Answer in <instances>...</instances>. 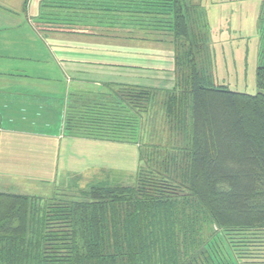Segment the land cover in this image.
<instances>
[{"label": "trees", "instance_id": "1", "mask_svg": "<svg viewBox=\"0 0 264 264\" xmlns=\"http://www.w3.org/2000/svg\"><path fill=\"white\" fill-rule=\"evenodd\" d=\"M133 1L131 14H170L176 40L171 89L110 84L115 139L140 142L155 124L133 182L0 189V264H264V64L254 93L218 84L195 4Z\"/></svg>", "mask_w": 264, "mask_h": 264}, {"label": "crops", "instance_id": "2", "mask_svg": "<svg viewBox=\"0 0 264 264\" xmlns=\"http://www.w3.org/2000/svg\"><path fill=\"white\" fill-rule=\"evenodd\" d=\"M127 1L0 0V32H10L0 35V189L27 188L24 193L50 196L96 185L90 181L100 165L77 171L69 184L59 171H74L60 166L63 151L75 157L74 148L87 140H117L112 118L119 101L110 84L175 85L170 14H131L122 5L135 2ZM188 1L196 5L192 16L210 35L224 26L211 24L203 0ZM253 37L256 76L258 65L264 64V0ZM210 55L201 52L202 58ZM123 139L130 142L127 136ZM87 171L92 178L86 185L82 180ZM112 182L106 175L100 181Z\"/></svg>", "mask_w": 264, "mask_h": 264}, {"label": "rangeland", "instance_id": "3", "mask_svg": "<svg viewBox=\"0 0 264 264\" xmlns=\"http://www.w3.org/2000/svg\"><path fill=\"white\" fill-rule=\"evenodd\" d=\"M201 2L203 6L207 7L206 16L209 17L211 24L224 25L219 31L211 33L209 37L210 58L212 59L216 81L224 83L235 90L251 93L258 91L251 58L254 53L252 50L254 47L253 32L262 0H203ZM9 34L10 32L7 29L0 32L3 37ZM246 63L248 65L247 72H245ZM158 113L157 110L154 115L156 116ZM153 122L147 117L145 118L143 123L144 135L149 136L148 133L154 130L155 124ZM144 135L138 143L139 146L146 138ZM84 143L80 147L74 148L75 157L70 156V150L63 151L66 154L62 156V158L65 156V161L63 162L62 159L60 166L62 167L65 164L66 169L73 168L74 171L66 174L63 170H60V179L69 184L75 179L77 171L80 172L93 165H100L101 167L92 173V175L98 174L90 181H95L93 184H101L100 181L103 180L105 175L113 177L115 181L133 182L137 165L140 162L136 143L117 140H87ZM105 168H108V173L103 172L102 169ZM92 175L88 171L84 173L85 179L82 180V184L91 180ZM26 189H17V192L24 193L27 192ZM59 192L68 191L60 190ZM45 194L47 193L45 192ZM55 194L60 195L58 192Z\"/></svg>", "mask_w": 264, "mask_h": 264}]
</instances>
